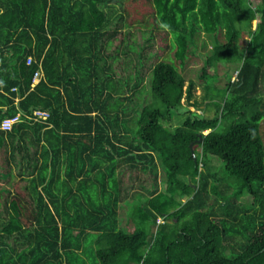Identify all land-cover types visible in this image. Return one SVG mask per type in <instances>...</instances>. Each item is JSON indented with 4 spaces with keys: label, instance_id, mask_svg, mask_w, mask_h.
<instances>
[{
    "label": "trees",
    "instance_id": "obj_1",
    "mask_svg": "<svg viewBox=\"0 0 264 264\" xmlns=\"http://www.w3.org/2000/svg\"><path fill=\"white\" fill-rule=\"evenodd\" d=\"M0 264H264V0H0Z\"/></svg>",
    "mask_w": 264,
    "mask_h": 264
},
{
    "label": "rangeland",
    "instance_id": "obj_2",
    "mask_svg": "<svg viewBox=\"0 0 264 264\" xmlns=\"http://www.w3.org/2000/svg\"><path fill=\"white\" fill-rule=\"evenodd\" d=\"M252 25H253V28L255 29L257 25V21H254ZM211 71H212V74L207 78V83L215 84L216 86H219V87H225L226 85V80L222 79V78H227L223 76L226 71H228V73L232 76L233 81L237 77L236 67H233V66H226V65L221 64L218 67L212 68ZM188 83L189 82H187L186 85H188ZM203 94H204L203 88L197 86L194 90V100L201 101ZM185 105H187V102H185ZM202 108L203 107L201 106L199 108L191 107L190 109L191 111L196 112L198 114H203ZM208 132L209 131H206L204 133H208ZM197 149L198 151H201L200 147H198ZM209 166H210V169L216 170L218 173H221L222 171V162L216 158H213L212 160H210ZM162 187L164 188L163 184H162Z\"/></svg>",
    "mask_w": 264,
    "mask_h": 264
},
{
    "label": "built area",
    "instance_id": "obj_3",
    "mask_svg": "<svg viewBox=\"0 0 264 264\" xmlns=\"http://www.w3.org/2000/svg\"><path fill=\"white\" fill-rule=\"evenodd\" d=\"M31 61H32V58H29L28 63L30 64ZM42 75H43V70L42 68H40V70L36 71L35 73L33 83L37 84L40 81ZM49 116H50L49 111L37 109L33 112V115L29 117L33 119L34 121L41 122V121H45ZM21 121H22V114L19 113L12 118L4 119L2 122V128L7 131L12 130L14 126ZM158 222L161 223L163 222V220L160 218Z\"/></svg>",
    "mask_w": 264,
    "mask_h": 264
},
{
    "label": "water",
    "instance_id": "obj_4",
    "mask_svg": "<svg viewBox=\"0 0 264 264\" xmlns=\"http://www.w3.org/2000/svg\"><path fill=\"white\" fill-rule=\"evenodd\" d=\"M202 141V137L200 138L199 142Z\"/></svg>",
    "mask_w": 264,
    "mask_h": 264
}]
</instances>
